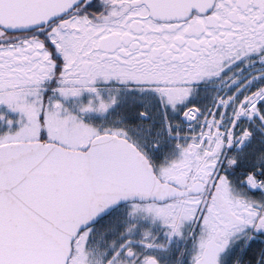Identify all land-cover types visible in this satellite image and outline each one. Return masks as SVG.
<instances>
[{
	"label": "snow or ice",
	"instance_id": "6c2138e0",
	"mask_svg": "<svg viewBox=\"0 0 264 264\" xmlns=\"http://www.w3.org/2000/svg\"><path fill=\"white\" fill-rule=\"evenodd\" d=\"M0 264H264V0H0Z\"/></svg>",
	"mask_w": 264,
	"mask_h": 264
}]
</instances>
